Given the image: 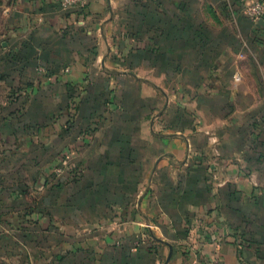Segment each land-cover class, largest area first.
<instances>
[{
	"label": "rangeland",
	"instance_id": "rangeland-1",
	"mask_svg": "<svg viewBox=\"0 0 264 264\" xmlns=\"http://www.w3.org/2000/svg\"><path fill=\"white\" fill-rule=\"evenodd\" d=\"M6 1L0 218L17 221L10 233L0 229V264L29 259L31 234L109 235L134 221L141 196L157 200L156 160L185 166L176 154L191 174L170 172L164 182L187 204L181 215L194 219L197 204L222 200L235 244L247 229L264 234V27L247 17L249 0L189 1L190 46L174 48L170 13L181 10L173 19L188 25L187 1L111 0L97 13L60 3L30 21L8 14ZM142 223L155 234L161 227Z\"/></svg>",
	"mask_w": 264,
	"mask_h": 264
},
{
	"label": "crops",
	"instance_id": "crops-1",
	"mask_svg": "<svg viewBox=\"0 0 264 264\" xmlns=\"http://www.w3.org/2000/svg\"><path fill=\"white\" fill-rule=\"evenodd\" d=\"M182 1H187L188 25L179 27L182 30L180 32L176 24L180 22H177L176 18L174 21L173 17H181V10L173 7L172 13L169 12L172 15L169 20L172 25L170 29L172 41L169 47L172 48L180 47L178 42L181 40H185L187 44L184 46L189 47L190 28L193 27V32L195 30L193 19L195 10L191 9L192 6L189 4V1L193 0ZM60 3L61 0H7L3 5L6 6L8 14L16 10L14 13L22 14L23 19L30 21V17L34 13L52 16L60 10ZM106 3L110 6L111 0H90L87 9L97 13L108 7ZM190 15L193 17L191 22ZM67 21L63 18L64 27L67 26ZM262 26L264 27V25ZM105 58V56L101 58L102 64L108 61ZM183 59L181 62L184 61ZM173 62H175L174 59ZM21 140L26 141L24 137ZM176 156L185 165L178 170L162 167V159L156 160L153 169V181L155 182L153 187L158 189L157 200L150 203L149 195L141 196L137 204L138 216H135L134 221H127L117 228L108 226L107 230H114L109 235L100 231L103 228L96 232L91 230L87 232L63 231L58 233L41 232L31 234L32 237L28 235L27 249L28 254L31 253L30 258L18 259L15 264H165L169 249L157 239L169 242L174 247V254L169 264H208L215 258H219L222 264H264V245H261V242L264 241V234L247 229L243 231L244 236L241 241L243 243L238 241L235 244L237 237L234 235L233 226H230L233 222V214H231L233 211L228 207L227 202L214 200L206 207L197 204L193 208L194 219H187L181 215L180 207L186 210L187 204L179 203V195L173 193V185L164 182L165 175L170 172L190 173L186 166L189 161L187 156L184 155L182 158L178 157V154ZM222 171L226 172L227 170L222 168ZM205 211L206 213H204ZM242 216L246 221L245 216ZM240 218L238 215L237 223L240 222ZM5 220L6 222H2L0 218V229L6 230V226L11 229L17 221L10 218ZM143 221L150 225L158 224L162 228L156 226L158 234L151 230L146 231ZM44 222L49 223L50 219H44ZM147 227L149 226L147 225ZM159 230L163 233H160ZM6 232L10 233L7 230ZM10 235L8 238L10 241L15 239L12 234ZM121 237L124 238L123 246L117 245L120 240L116 239ZM138 241L139 243L141 241V244L138 247L133 246Z\"/></svg>",
	"mask_w": 264,
	"mask_h": 264
},
{
	"label": "built area",
	"instance_id": "built-area-1",
	"mask_svg": "<svg viewBox=\"0 0 264 264\" xmlns=\"http://www.w3.org/2000/svg\"><path fill=\"white\" fill-rule=\"evenodd\" d=\"M88 3L89 0H61V6L64 9L85 7ZM246 15L258 24L261 19H264V0H249L246 6ZM208 264H222V262L219 258H215Z\"/></svg>",
	"mask_w": 264,
	"mask_h": 264
},
{
	"label": "water",
	"instance_id": "water-1",
	"mask_svg": "<svg viewBox=\"0 0 264 264\" xmlns=\"http://www.w3.org/2000/svg\"><path fill=\"white\" fill-rule=\"evenodd\" d=\"M258 25H264V19H261L259 22H258ZM131 75H133L132 73H130ZM160 243H162L163 245H165L166 247H168L169 249V253H168V257L166 259V262L165 264H169L172 257H173V254H174V247L172 244H170L169 242H166L162 239H157Z\"/></svg>",
	"mask_w": 264,
	"mask_h": 264
},
{
	"label": "trees",
	"instance_id": "trees-1",
	"mask_svg": "<svg viewBox=\"0 0 264 264\" xmlns=\"http://www.w3.org/2000/svg\"><path fill=\"white\" fill-rule=\"evenodd\" d=\"M261 27V26H260Z\"/></svg>",
	"mask_w": 264,
	"mask_h": 264
}]
</instances>
